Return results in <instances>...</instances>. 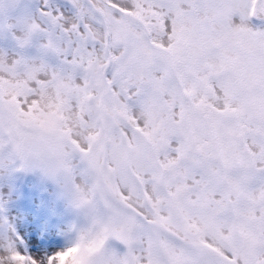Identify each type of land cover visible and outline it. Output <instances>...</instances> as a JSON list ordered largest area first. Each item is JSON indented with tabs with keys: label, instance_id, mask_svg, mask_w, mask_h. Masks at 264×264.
Masks as SVG:
<instances>
[{
	"label": "snow or ice",
	"instance_id": "1",
	"mask_svg": "<svg viewBox=\"0 0 264 264\" xmlns=\"http://www.w3.org/2000/svg\"><path fill=\"white\" fill-rule=\"evenodd\" d=\"M0 39V163L63 172L108 264H264V0H0Z\"/></svg>",
	"mask_w": 264,
	"mask_h": 264
},
{
	"label": "rangeland",
	"instance_id": "2",
	"mask_svg": "<svg viewBox=\"0 0 264 264\" xmlns=\"http://www.w3.org/2000/svg\"><path fill=\"white\" fill-rule=\"evenodd\" d=\"M8 47L9 42L0 39V48ZM85 224L62 178L38 167L17 170L0 163V240L15 236L33 252L49 250L66 246Z\"/></svg>",
	"mask_w": 264,
	"mask_h": 264
},
{
	"label": "clouds",
	"instance_id": "3",
	"mask_svg": "<svg viewBox=\"0 0 264 264\" xmlns=\"http://www.w3.org/2000/svg\"><path fill=\"white\" fill-rule=\"evenodd\" d=\"M56 176L64 180L74 204L75 196L65 175L60 172ZM107 241L108 236L102 230L94 229L86 220L85 226L76 229L74 236L68 242L65 249L67 255L57 257V264H108Z\"/></svg>",
	"mask_w": 264,
	"mask_h": 264
}]
</instances>
